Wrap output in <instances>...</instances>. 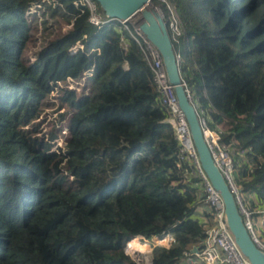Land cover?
<instances>
[{
	"label": "trees",
	"instance_id": "trees-1",
	"mask_svg": "<svg viewBox=\"0 0 264 264\" xmlns=\"http://www.w3.org/2000/svg\"><path fill=\"white\" fill-rule=\"evenodd\" d=\"M41 1L0 0V264H143L126 254L127 242L133 250L139 236L167 231L176 243L155 247L151 264H180L202 247L196 210L207 204L165 122L148 62L120 22L92 26L76 0L42 3L71 27L33 62L24 59L39 23L37 14L27 22L26 11ZM167 1L179 18L181 32L170 36L199 116L227 146L240 191L264 201V0ZM84 72L92 73L86 94L66 89L60 98L72 109L71 139L67 169L55 176L21 127L58 82Z\"/></svg>",
	"mask_w": 264,
	"mask_h": 264
},
{
	"label": "built area",
	"instance_id": "built-area-1",
	"mask_svg": "<svg viewBox=\"0 0 264 264\" xmlns=\"http://www.w3.org/2000/svg\"><path fill=\"white\" fill-rule=\"evenodd\" d=\"M45 1L51 2V0H42L41 2L34 3L26 11V15L32 12L33 8L40 9L42 3ZM161 3H165L167 6V15L168 19L166 20L169 33L172 32L173 36L180 34V22L177 16L175 8L167 0H158ZM76 6H81L87 8L89 11L88 23L92 26L100 28L101 26L116 21L105 15L102 9L99 7L98 3L95 0H76ZM125 29H127L138 44L139 49L148 62L152 73H153V83L155 90L159 93L161 103L165 107L167 112V117L165 119L166 123H169L174 129L175 139L177 140L180 151L186 155V160H189L195 166L196 172L201 178L202 184V195L204 198V203L207 204L208 209L210 210L211 216L209 220H206V226L204 229L205 237L202 242V247L198 248L197 252H192V249L189 252L185 253V259L190 264H251L249 260L241 253L238 246L235 243L232 233L230 232L225 220H224V207L222 200L219 194L215 191L213 186L208 181L206 175L202 171L198 158L193 146V142L190 136L189 127L186 121V118L182 111L179 109L176 96L174 91L169 85L166 77V73L163 67V61L158 50L147 40L142 32L137 26L131 28V30L125 25L126 22H120ZM126 43V42H125ZM79 44V43H78ZM82 45V44H81ZM83 48V46H81ZM76 45L71 49L72 52L77 51ZM92 75L91 72H84L81 77L88 79ZM79 77V78H81ZM74 80V78H68ZM67 79V80H68ZM78 79V78H77ZM66 80V81H67ZM60 84V82H58ZM189 92V91H188ZM202 119V118H201ZM202 125L204 134L206 137L207 144L211 151V154L218 165L219 169L226 178L231 191L235 195L236 201L239 205V210L244 218V223L250 232L253 240L258 244V246L264 250V242L259 237L258 233L255 230V227L252 222L251 212L244 203L242 192L237 186L234 180V170L235 165L233 159L227 150V146L220 142L219 132L216 130H211L207 127L205 121L202 119ZM144 239L146 242L151 240L155 243V247H165L169 248L170 246L176 243L175 236L171 231L164 232L160 236H154L150 239L144 238L142 236L138 239ZM133 241L130 240L127 242L125 247L126 250L129 249L128 245ZM144 245H148L144 243ZM127 254V252H126ZM129 255V254H127ZM146 255L143 253H138L136 256ZM134 260V259H133ZM138 262V261H136ZM143 262V261H142ZM141 263V262H138ZM144 264V263H143ZM151 264V263H149Z\"/></svg>",
	"mask_w": 264,
	"mask_h": 264
},
{
	"label": "water",
	"instance_id": "water-1",
	"mask_svg": "<svg viewBox=\"0 0 264 264\" xmlns=\"http://www.w3.org/2000/svg\"><path fill=\"white\" fill-rule=\"evenodd\" d=\"M108 17L118 22L130 21L151 42L162 57L167 81L184 114L198 162L208 181L219 194L224 207V220L233 235L236 245L251 264H264V250L253 240L239 210L235 195L216 164L203 130L202 119L191 99L180 72L176 52L168 25L151 0H95ZM135 18L134 21L131 19ZM197 247L192 252H197Z\"/></svg>",
	"mask_w": 264,
	"mask_h": 264
},
{
	"label": "rangeland",
	"instance_id": "rangeland-1",
	"mask_svg": "<svg viewBox=\"0 0 264 264\" xmlns=\"http://www.w3.org/2000/svg\"><path fill=\"white\" fill-rule=\"evenodd\" d=\"M48 1H46L47 3ZM53 3V1H51ZM162 3L153 4L157 11L161 13L165 20L168 19L167 11L163 9ZM45 13V16L42 15ZM37 14L38 26L37 29H33L32 38L28 43L23 58L33 62L35 60V54L43 47L46 42L54 39L55 37L67 32L70 29V25L62 21L61 19L54 20L49 17L48 11L42 5L40 9L33 8L32 12L27 17V22H30L32 15ZM47 20V30L44 29L42 22ZM128 28H132L133 25L130 21L125 24ZM123 26V25H122ZM124 27V26H123ZM81 44H77V48H81ZM87 79L81 77L78 79H68L67 81L60 82L57 87L43 100L39 107V114L35 116L26 126L21 127L23 131V137L27 141V145L35 151H39L42 156V165L45 172H49L53 175L58 173H65L67 169V157L65 155V146L70 141L69 133V120L72 114V109L60 99L64 95L66 89L73 90L76 96L80 97L87 92ZM192 99V98H191ZM63 115V116H62ZM49 145L47 149L46 146ZM193 177V175H192ZM72 179H75L72 177ZM202 192L201 188L198 187ZM139 244L133 250H126L127 254L135 261L149 264L152 260V252L155 248V243L151 240L147 242L144 239H138ZM144 245L147 248H143L138 251L139 246ZM138 253L146 255L136 256ZM143 261V262H142ZM180 264H186V261H182ZM197 264H199L197 262Z\"/></svg>",
	"mask_w": 264,
	"mask_h": 264
},
{
	"label": "crops",
	"instance_id": "crops-1",
	"mask_svg": "<svg viewBox=\"0 0 264 264\" xmlns=\"http://www.w3.org/2000/svg\"><path fill=\"white\" fill-rule=\"evenodd\" d=\"M218 128L220 130H224L225 126L223 124H220L218 125ZM240 172L241 171L238 170L236 174V178L238 177V181L246 178V177L241 176ZM239 187L241 188V186ZM242 197H243L245 205L251 212V218H252V222H253L256 232L258 233L259 237L264 240V201H260L255 194L247 193L244 191L242 192ZM206 207L201 205L197 207V210H196V214L199 217L198 218L199 221L201 223H204L205 226L207 224L206 220H209V217L204 215ZM183 261H186V259H183ZM186 264H190V263L186 261Z\"/></svg>",
	"mask_w": 264,
	"mask_h": 264
},
{
	"label": "bare ground",
	"instance_id": "bare-ground-1",
	"mask_svg": "<svg viewBox=\"0 0 264 264\" xmlns=\"http://www.w3.org/2000/svg\"><path fill=\"white\" fill-rule=\"evenodd\" d=\"M131 20H132V21H134V20H135V18H132ZM140 244H141V243H140ZM142 246H144V245H142V244H141V245L139 246V249H138V251L142 249V248H141ZM145 248H147V247H146V246H144V248H143V249H144V250H146Z\"/></svg>",
	"mask_w": 264,
	"mask_h": 264
}]
</instances>
